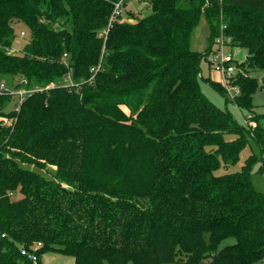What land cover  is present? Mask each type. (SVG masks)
Masks as SVG:
<instances>
[{"label":"trees","instance_id":"1","mask_svg":"<svg viewBox=\"0 0 264 264\" xmlns=\"http://www.w3.org/2000/svg\"><path fill=\"white\" fill-rule=\"evenodd\" d=\"M117 1L0 0V79L30 91L0 121V264H31L22 249L37 264L44 252L73 264L263 259L264 194L249 174L256 159L264 171V115L246 130L207 99L199 79L225 89L200 76L207 60L190 38L203 19L246 51L233 101L253 113L264 0H147L148 15L108 26ZM17 24L29 38L9 54ZM10 99L0 95V115ZM248 138L260 156L215 174ZM24 165L52 166L51 178Z\"/></svg>","mask_w":264,"mask_h":264},{"label":"rangeland","instance_id":"2","mask_svg":"<svg viewBox=\"0 0 264 264\" xmlns=\"http://www.w3.org/2000/svg\"><path fill=\"white\" fill-rule=\"evenodd\" d=\"M130 2V3H129ZM128 8H132L133 10H140L141 3L136 1H129ZM147 6V7H146ZM136 11V12H137ZM150 13V9L148 7L147 0L144 1V9L138 13L139 17H144ZM204 20L201 19L198 25L193 29L191 38H190V49L194 51H199L202 53L207 60L201 62L200 65V76L203 78H208L211 81H215L220 83L223 88L225 89V94L222 96L216 89H214L211 85H209L203 79H199V86L202 93L209 99L215 106L219 107L220 109H225L229 111V113L233 116V118L244 128L247 130L249 126H254L258 122H263V119L259 116L264 115V88L259 87L254 94L252 95V103H253V113H248L247 111L240 110L237 108L233 101V97L236 94L235 90L236 85L233 83L236 78V71L228 77L226 82L224 81V77L222 73L215 70L216 62H218V58L222 55L223 52L229 51L232 56L234 62H239V60H245L246 51L240 49L237 46H234L231 43V40L228 37H224L222 33L219 31V35L213 38L212 35L209 34V28L203 22ZM14 33L12 36L11 41V51L7 49L9 54L18 53L23 45L28 41L29 38V30L23 24H17L13 26ZM210 37V39H209ZM209 40V41H208ZM211 40V41H210ZM242 61V62H243ZM236 64V63H235ZM236 66V65H235ZM237 67H235L236 69ZM239 69V68H237ZM249 75L255 77L258 82L260 83L261 77L264 72L261 71H252L249 70ZM69 80L66 79L65 83ZM0 83H4L7 86L11 85V81L9 77L1 78ZM71 83V82H70ZM13 85V84H12ZM25 95V94H24ZM23 95V98H24ZM18 97L14 94L11 96L10 101L4 107L3 112L6 114L0 115V121L4 122L5 125L9 124L12 121V117L7 115V112L12 111L13 109L18 108ZM126 113H128L127 109L123 107ZM250 116H256L255 121L249 120ZM227 139H232V137L228 136ZM249 155H255L258 158L259 155V148L257 144L248 138V144L240 151L238 158L234 164L227 165L226 169L224 170L222 167L215 172V174H223V173H231L241 170L245 160ZM259 155V156H258ZM260 160L256 159L252 165V170L249 174V180L252 184L254 190L264 194V171L258 172ZM28 168H31L46 178H51L50 172H53L52 166L49 167L48 173L44 170L37 169L31 165H24ZM232 243V239H226L221 243V247L227 244ZM40 261L43 264H73V257L68 255L62 254H55L53 252H44L42 256H40ZM164 264H182L180 262H166ZM253 264H264V258L254 262Z\"/></svg>","mask_w":264,"mask_h":264},{"label":"built area","instance_id":"3","mask_svg":"<svg viewBox=\"0 0 264 264\" xmlns=\"http://www.w3.org/2000/svg\"><path fill=\"white\" fill-rule=\"evenodd\" d=\"M128 0H118L113 4V10L111 12V15L108 18V26L112 25L113 22H124L127 21L129 22L128 18L123 14V7L125 2ZM145 1V0H144ZM221 28H225V26H221ZM11 51V49H9ZM9 53V52H8ZM62 58H65V54L63 55ZM233 56L229 51H225L222 53V55L218 58V62L215 60L217 63L215 66V70L219 71L222 73V76L224 77V81L230 77L234 71H235V66H234V60ZM21 82H25L24 80ZM52 85L50 84L48 87H51ZM47 87V88H48ZM36 91H41V88L39 89H34ZM236 93H238L237 89H234ZM27 92H30L29 90L26 91L25 89H19L16 90L13 88V86H7L4 83H0V95L1 94H8L10 96H13L14 94L18 97L19 103L23 99V95L26 94ZM4 123V122H2ZM5 124V123H4ZM36 247H40V243L36 244ZM21 255H26L28 259H30L31 264H37L38 258L36 257L35 254H27L25 250H21Z\"/></svg>","mask_w":264,"mask_h":264},{"label":"crops","instance_id":"4","mask_svg":"<svg viewBox=\"0 0 264 264\" xmlns=\"http://www.w3.org/2000/svg\"><path fill=\"white\" fill-rule=\"evenodd\" d=\"M129 1L131 0H128L127 2H125L124 4V7H123V14L128 18L129 22L133 21L132 19H129L130 17H137L138 16V13L144 9V0H132V1H136L138 3H141V6H140V10L137 11V10H133L132 8H128V5H129ZM129 2V3H128ZM147 7V6H146ZM137 11V12H136Z\"/></svg>","mask_w":264,"mask_h":264},{"label":"water","instance_id":"5","mask_svg":"<svg viewBox=\"0 0 264 264\" xmlns=\"http://www.w3.org/2000/svg\"><path fill=\"white\" fill-rule=\"evenodd\" d=\"M131 22V21H130Z\"/></svg>","mask_w":264,"mask_h":264}]
</instances>
